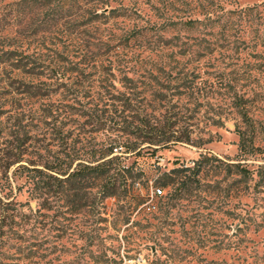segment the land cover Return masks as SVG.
<instances>
[{"label": "trees", "instance_id": "16d2710c", "mask_svg": "<svg viewBox=\"0 0 264 264\" xmlns=\"http://www.w3.org/2000/svg\"><path fill=\"white\" fill-rule=\"evenodd\" d=\"M221 1L0 0V9L8 13H0V118L7 115L5 121L10 122L9 136L0 142V168L8 171L16 166L15 172L36 180V189L61 195L75 212L94 210L109 198L125 200V211L136 210L148 199L149 180L132 164L124 166L122 157L136 150L135 155H140V145L161 149L192 143L185 121L191 117L178 101L181 97L195 101L205 84L211 90L214 84L199 80V61L209 60L215 47L228 45L225 34L235 29L233 17L240 22L254 10H225ZM216 27L223 44L206 39ZM130 62L133 69L141 64L143 71L128 76L125 68ZM190 64L197 66L188 70ZM218 83L232 92L237 114L245 117L243 99L230 80ZM36 103L41 115L32 109ZM83 116L88 118L86 124L97 125L92 131L106 128L119 141L97 149L69 143L64 127ZM33 121L52 130L61 148L58 152L49 154L42 147L44 156L40 147L32 145ZM237 135L239 154L257 150L244 131ZM222 168L235 177V183L252 175L240 163L225 164L200 155L192 166L175 163L153 184L160 191L171 188L181 199L201 186L205 173ZM9 209L0 201V241L6 227L11 235L18 225L13 214H7ZM128 220L125 216V223Z\"/></svg>", "mask_w": 264, "mask_h": 264}, {"label": "rangeland", "instance_id": "374dc122", "mask_svg": "<svg viewBox=\"0 0 264 264\" xmlns=\"http://www.w3.org/2000/svg\"><path fill=\"white\" fill-rule=\"evenodd\" d=\"M221 2L225 10H254L240 22L233 17L235 29L225 34L228 45L215 47L209 60L199 61V80L214 84L211 90L208 92L209 84H205L195 101L189 103L185 97L178 101L180 107L188 108L186 114L191 118L185 121L192 143L161 149L140 145V155H135L136 150L122 157L124 166L132 164L133 170L149 180L148 199L132 212L125 211V200L115 198L103 200L94 210L75 212L61 195L36 189V180L15 172L16 166L8 171L0 168V201L11 209L7 214L12 213L18 224L11 235L7 227L4 229L0 264H264V0ZM0 13L8 15L7 10L0 9ZM217 30L206 39L223 44L215 34ZM138 65L141 67L133 69V63L127 64V75L142 72L143 66ZM194 66L190 64L187 69ZM225 78L243 99L245 117L237 114L232 92L219 88L218 82H225ZM113 83L120 89L118 82ZM153 105L157 106L156 101ZM39 107L38 103L32 104L35 115H41ZM6 117L0 118L3 143L10 132ZM75 118V124L63 129L70 135L69 143L97 149L112 140L119 141L106 128L92 131L97 125L86 124V116ZM33 124L29 132L35 138L32 145L40 147L38 151L44 156L42 147L49 154L58 152L61 148L52 130L37 121ZM238 130L244 131L256 151L239 154ZM200 155L225 164L240 163L252 175L245 182L235 183V177L227 175L224 168L209 170L191 195L179 199L171 188H166L154 196L155 178L175 163L192 166ZM91 194L96 196L94 189ZM95 200L98 203V197ZM125 216L129 217L127 223Z\"/></svg>", "mask_w": 264, "mask_h": 264}, {"label": "built area", "instance_id": "2783aa9c", "mask_svg": "<svg viewBox=\"0 0 264 264\" xmlns=\"http://www.w3.org/2000/svg\"><path fill=\"white\" fill-rule=\"evenodd\" d=\"M161 191L160 190H155L154 196L160 195Z\"/></svg>", "mask_w": 264, "mask_h": 264}]
</instances>
